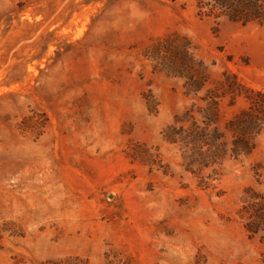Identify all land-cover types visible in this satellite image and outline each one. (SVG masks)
<instances>
[{
    "label": "rangeland",
    "instance_id": "obj_1",
    "mask_svg": "<svg viewBox=\"0 0 264 264\" xmlns=\"http://www.w3.org/2000/svg\"><path fill=\"white\" fill-rule=\"evenodd\" d=\"M176 36L209 88L264 94V22L195 0H0V264H264L243 211L264 194V132L217 175L164 140L194 103L149 58ZM234 91L222 129L253 98Z\"/></svg>",
    "mask_w": 264,
    "mask_h": 264
},
{
    "label": "trees",
    "instance_id": "obj_2",
    "mask_svg": "<svg viewBox=\"0 0 264 264\" xmlns=\"http://www.w3.org/2000/svg\"><path fill=\"white\" fill-rule=\"evenodd\" d=\"M195 2L198 14L207 18H226L243 25L264 22V0ZM149 58L163 67L169 76L184 80L186 97L194 99V103L164 132V140L182 153L187 171L198 175L211 171L217 175L227 161L254 153L256 141L264 132L263 93L246 89L235 77L228 88V82L221 83L219 89L209 88L211 79L207 68L203 62L195 60L185 37L176 36L158 42L150 50ZM235 88L247 91L253 98H249V107L229 120L222 129L221 103L228 95L236 100L238 93ZM202 93L205 95L200 97ZM147 104L151 107L152 102L147 99ZM243 211L252 220L247 225L249 234L261 236L264 241V194L252 193Z\"/></svg>",
    "mask_w": 264,
    "mask_h": 264
}]
</instances>
